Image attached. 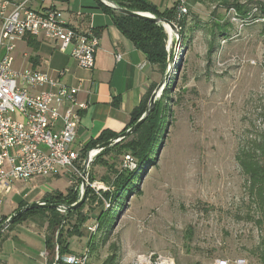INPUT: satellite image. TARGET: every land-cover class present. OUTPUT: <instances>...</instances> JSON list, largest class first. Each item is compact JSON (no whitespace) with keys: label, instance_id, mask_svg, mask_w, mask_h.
<instances>
[{"label":"rangeland","instance_id":"374dc122","mask_svg":"<svg viewBox=\"0 0 264 264\" xmlns=\"http://www.w3.org/2000/svg\"><path fill=\"white\" fill-rule=\"evenodd\" d=\"M147 1L160 11L176 5V0ZM192 1L186 0L185 37L173 32L170 38L164 30L169 65L163 89L171 81L174 85L168 101V127L155 164L137 184L141 193L125 199L105 243V233L97 231V217L109 207L104 201L97 203L103 192L98 187L108 188L102 178L110 175L101 165H90L87 170V188L97 200L82 210L89 220L80 226L81 236L68 240L72 253L88 250L87 264H103L114 254L113 249L116 264H133L136 257L151 253L170 255L175 264H213L218 258L237 257L258 263L261 232L252 220L256 214L235 155L245 139L264 129V18H253L257 3L264 4V0H226L250 10L245 20L228 8L225 0ZM216 24L223 34L218 33ZM28 49L19 45L16 58L22 50L33 53ZM14 66H21L20 61L15 60ZM121 157L111 154L104 159L118 169L121 165L129 170L121 164ZM89 174L94 181L89 180ZM67 179L61 175L16 183L10 192L0 194V221L18 209V202L9 207L16 194L33 193L41 201L54 191L72 189L79 199L83 176L73 178L71 184ZM44 218L27 219L1 234L31 238L33 264L40 261ZM75 223V217L70 218L64 230ZM93 227L95 234L90 231ZM92 240L94 246L90 247L87 241L91 244Z\"/></svg>","mask_w":264,"mask_h":264},{"label":"built area","instance_id":"2783aa9c","mask_svg":"<svg viewBox=\"0 0 264 264\" xmlns=\"http://www.w3.org/2000/svg\"><path fill=\"white\" fill-rule=\"evenodd\" d=\"M30 1L0 0V194L10 192L18 182L47 178L60 170H65L71 184L73 178L82 176L86 158H81V153L72 148L80 113L87 108L86 103L77 100L78 87L63 84L31 68L16 71L13 54L16 44L24 37L41 38L57 43L62 52L68 51L79 68L92 70L99 47L98 36L93 27L80 33L68 26L54 8L32 10L27 6ZM175 7L176 18L183 19L187 14L186 0H176ZM62 75V71L58 72V77ZM43 86L50 90L30 92L31 88ZM94 159L90 158V162ZM123 164L129 169L136 166L130 155H124ZM104 204L109 207L107 202ZM90 231L95 234V227ZM41 256L46 264H87L89 259L88 250L80 255H59L58 247L50 263L46 251ZM133 264H175V261L170 255L151 253L136 257ZM213 264L254 263L237 257L218 258Z\"/></svg>","mask_w":264,"mask_h":264},{"label":"trees","instance_id":"16d2710c","mask_svg":"<svg viewBox=\"0 0 264 264\" xmlns=\"http://www.w3.org/2000/svg\"><path fill=\"white\" fill-rule=\"evenodd\" d=\"M120 8L127 9L129 11L150 13L156 17H162L172 23L177 28L181 38L185 37V17L178 20L176 18V5L170 8H166L162 11L158 10L147 0H109ZM197 1L193 0L191 3L194 4ZM224 4L228 8H233L236 15L242 19H247L250 16V10L244 5L237 3H230L224 1ZM100 7L111 15L114 25L118 30L130 40L136 48H138L145 55L146 60L158 67L161 76L164 74L167 64L169 62V56L166 51V33L162 26L156 25L150 21L136 19L124 14L115 12L114 10L100 5ZM253 18H264V4L257 3L255 14ZM218 33L223 34L221 26L216 24ZM264 69V62H263ZM174 85V81L169 82L168 86L163 89L160 98L155 102L152 113L144 120L140 127L128 138L122 140L118 144L103 150L99 155L95 157L91 165H101L110 176L103 177L102 180L108 187V190L101 193V198L97 203L102 205L103 200L108 201L109 209H106L97 217V231L102 230L104 234L102 243L107 241L105 236L109 228L112 227L116 214L124 205L125 199L136 192L140 194L137 184L139 183L143 173L148 167H153L155 164V157L161 145L162 139L165 136L168 127V117L170 115V107L168 101L171 93V88ZM157 84L152 83L147 89L146 93L142 97L139 105L131 112L130 122L125 130L133 126L144 114L147 109L149 99L155 90ZM262 120L264 123V111ZM124 130V131H125ZM123 131V132H124ZM119 134L112 132H102L101 135L89 142L81 150V158H85L86 153L95 148L98 145L106 143L107 141L114 139ZM123 153H127L132 156L136 166L133 170H127L116 168L114 164H110L104 157L108 155H121V164L123 162ZM235 161L245 178V187L247 197L250 200L254 212L256 214L255 225L261 232V239L257 248V264H264V129L255 137L245 139L237 150L235 155ZM89 180L94 181L93 175L89 174ZM79 199L76 198V194L72 192V189L67 190L65 193L55 191L46 195L41 202L47 204H55L61 206H71L75 204ZM96 196L90 188L86 190L85 202L76 210L66 211L61 213L56 209L37 208L29 210L22 215L18 216L13 223L7 228L24 223L29 217L34 214L45 215L47 218V232L48 235L45 237V247L48 253V263L53 261L55 257V249L58 247V254H76L72 253L69 249L68 240L74 235L81 236L79 233L80 226L89 220L87 214H83L82 210L88 202H95ZM18 209L27 205L25 201L18 200ZM10 216V215H9ZM3 217L0 223L9 217ZM75 217L76 223L70 228L64 230L65 224L70 218ZM64 225V226H63ZM189 234V233H188ZM1 238V236H0ZM92 247L93 240L90 244ZM86 244V245H87ZM94 246V245H93ZM115 248V246L113 247ZM114 254L106 259L103 264H116L118 257L115 255L116 249H113ZM256 264V263H254Z\"/></svg>","mask_w":264,"mask_h":264},{"label":"crops","instance_id":"0c3cea01","mask_svg":"<svg viewBox=\"0 0 264 264\" xmlns=\"http://www.w3.org/2000/svg\"><path fill=\"white\" fill-rule=\"evenodd\" d=\"M20 1L12 0L13 3ZM100 5L97 0H31L27 5L38 12L50 8L58 10L62 21L80 33H86L93 27L99 39V47L92 70L79 68L68 51L62 52L57 43L41 38L24 37L16 44L13 54L14 63L15 60L21 63L18 68L13 63L16 71L31 68L57 78L63 84L78 87V102L87 104V108L80 113L77 136L72 146L80 153L102 132L122 133L130 122L131 112L139 105L149 86L152 83L158 85L162 79L158 67L146 60L142 51L118 30L111 15L104 12ZM19 45L24 50L29 48L33 53L28 54L22 50L16 58ZM118 55L119 60L116 59ZM60 71L63 75L58 77ZM49 90L48 86H43L31 88L30 92L36 94ZM65 174V170H60L57 175L48 177L61 178ZM38 196L28 193L18 197L16 194L9 207L18 200L28 204L38 202ZM38 215L43 216L34 214L28 220ZM44 219L42 227L45 224L46 230L43 234V247L38 250L40 261L37 264H46L41 256L46 251L45 237L48 235L47 218ZM21 239L16 238L14 233L0 238V264H33L34 250L30 247L33 241L27 236ZM36 248L39 249V246Z\"/></svg>","mask_w":264,"mask_h":264},{"label":"water","instance_id":"95a60500","mask_svg":"<svg viewBox=\"0 0 264 264\" xmlns=\"http://www.w3.org/2000/svg\"><path fill=\"white\" fill-rule=\"evenodd\" d=\"M97 1L100 2L102 5L114 10L115 12L124 14V15L132 17V18L147 20V21H150L156 25H160L164 28V30H166L165 25H168L169 28L176 34V37L177 36L181 37L179 32H178L179 30H178L177 26L174 23H172V22H170V21H168L162 17H156L150 13L129 11L127 9H123V8L118 7L117 5H115L113 2H111L109 0H97ZM171 63H172V61H171ZM168 65H169V62L167 64V66ZM167 80H168V75L166 72V73H164V76L161 79L160 83L156 86L155 90L153 91V93L149 99L146 111L144 112V114L141 116V118L133 126L128 128L124 132L120 133L116 138L111 139V140L107 141L106 143H103V144L98 145L95 148L91 149V151H92L91 154L86 155L84 165H83L84 170L82 173V176H83L82 192H81V196H80L79 200L77 201V203H75L71 206H67V207L61 206V205H55V204H47V203H43L41 201L29 203V204L17 209L14 213H12L4 221V223H2L0 225V236L13 223V221L18 216L22 215L23 213H25L29 210H33V209H37V208H47V209H56L58 211L66 212V211H73V210H76L79 207H81V205L85 202V199H86V190H87V185H88V184H86V178H87V170L91 165L90 158H92V157L95 158L103 150L108 149V148L118 144L122 140L128 138L140 127V125L144 122V120L152 113L154 106H155V102L158 100V98H160V94H161L164 86L167 84Z\"/></svg>","mask_w":264,"mask_h":264},{"label":"bare ground","instance_id":"6f19581e","mask_svg":"<svg viewBox=\"0 0 264 264\" xmlns=\"http://www.w3.org/2000/svg\"><path fill=\"white\" fill-rule=\"evenodd\" d=\"M166 32L170 38H172L173 31L169 28L168 25H165Z\"/></svg>","mask_w":264,"mask_h":264}]
</instances>
